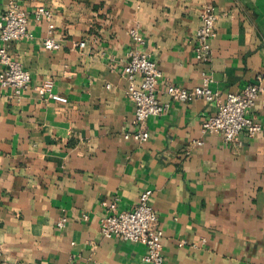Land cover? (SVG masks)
Segmentation results:
<instances>
[{"label": "crops", "instance_id": "crops-1", "mask_svg": "<svg viewBox=\"0 0 264 264\" xmlns=\"http://www.w3.org/2000/svg\"><path fill=\"white\" fill-rule=\"evenodd\" d=\"M207 4L219 18L203 62L195 36ZM13 5L29 14L31 36L8 51L32 81L20 97L0 87V264H150L144 244L100 229L103 202L131 210L148 189L164 264H264V0H0V18ZM39 7L52 19L36 18ZM47 38L59 47L46 48ZM135 49L160 68L168 105L146 121L145 142L124 137L137 129L123 74ZM260 74L250 114L263 131L233 142L202 132L215 103L164 92L210 78L225 96ZM46 79L55 82L49 100L35 89Z\"/></svg>", "mask_w": 264, "mask_h": 264}, {"label": "built area", "instance_id": "built-area-1", "mask_svg": "<svg viewBox=\"0 0 264 264\" xmlns=\"http://www.w3.org/2000/svg\"><path fill=\"white\" fill-rule=\"evenodd\" d=\"M38 19H52V12L39 7L35 11ZM200 24L196 31V52L198 60L207 62L212 57V39L215 36L219 14L211 5H205L200 11ZM134 40L144 42L142 34L137 28L131 30ZM29 14L20 7L13 5L0 18V87L11 89L15 96H22L30 87L32 76L21 62L13 59L8 51L9 44L30 38ZM46 48H56L59 44L53 38L44 42ZM84 42L80 45L84 46ZM123 74L130 80L128 97L135 105L134 125L136 130L125 133L126 139L145 142L150 138V132L144 128L151 116H160L166 112L168 105L158 98L159 81L162 76L160 68L152 57L135 49L130 53V60L123 69ZM137 76L140 81L137 82ZM263 76L260 74L257 82L248 84L241 93H228L222 96L214 90L206 78L201 86L192 89L169 84L164 89L173 100L189 102L194 99H203L217 105V112L207 118L202 124L203 133L220 134L227 142L236 141L242 132L255 137L263 131V124L250 114L256 99L262 90ZM55 82L46 79L35 86L40 96L49 100L55 98ZM153 191L148 189L141 193L139 202L131 210H119L117 202H103L105 213L100 219V229L107 238L117 237L123 240L142 243L147 252L143 260L150 264H164L163 253L164 231L159 226L158 213L152 203ZM86 217V216H85ZM68 218L62 216L57 226L65 227ZM68 264H83L72 260Z\"/></svg>", "mask_w": 264, "mask_h": 264}]
</instances>
